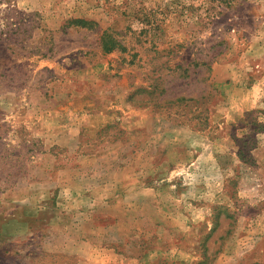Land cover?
<instances>
[{
  "label": "rangeland",
  "instance_id": "obj_1",
  "mask_svg": "<svg viewBox=\"0 0 264 264\" xmlns=\"http://www.w3.org/2000/svg\"><path fill=\"white\" fill-rule=\"evenodd\" d=\"M0 264H264V0H0Z\"/></svg>",
  "mask_w": 264,
  "mask_h": 264
},
{
  "label": "trees",
  "instance_id": "obj_2",
  "mask_svg": "<svg viewBox=\"0 0 264 264\" xmlns=\"http://www.w3.org/2000/svg\"><path fill=\"white\" fill-rule=\"evenodd\" d=\"M75 23V22H74Z\"/></svg>",
  "mask_w": 264,
  "mask_h": 264
}]
</instances>
